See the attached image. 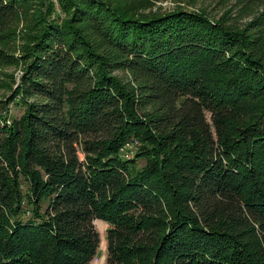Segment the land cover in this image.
<instances>
[{
	"label": "trees",
	"instance_id": "16d2710c",
	"mask_svg": "<svg viewBox=\"0 0 264 264\" xmlns=\"http://www.w3.org/2000/svg\"><path fill=\"white\" fill-rule=\"evenodd\" d=\"M241 1L244 28L0 0V264H93L97 220L105 264H264V0Z\"/></svg>",
	"mask_w": 264,
	"mask_h": 264
},
{
	"label": "rangeland",
	"instance_id": "374dc122",
	"mask_svg": "<svg viewBox=\"0 0 264 264\" xmlns=\"http://www.w3.org/2000/svg\"><path fill=\"white\" fill-rule=\"evenodd\" d=\"M138 2H144L145 7L140 10L141 14H154V13H167L175 10H188L193 12H203L206 13L211 19L218 20L223 17L231 19V22L237 28H244L247 24L253 21L254 18L260 13L261 8L258 6L245 5L241 0H131ZM241 1V2H240ZM55 3L56 8L59 10L58 0H52ZM22 28V27H21ZM22 44L19 40L18 45ZM4 71L14 74L16 76L17 83L20 82V77L22 75L21 66H12L9 68H4ZM115 76L122 79L125 83H128L131 87L133 86L130 82V75L126 71H116ZM5 77L0 74V100L9 95V91L3 87ZM12 114L16 117L22 114V110L18 106L12 107ZM137 141V140H135ZM138 143V145H137ZM137 143H127L125 145V150L129 154H132L135 146L140 147V142ZM139 165L143 166L144 163L139 161ZM24 190H26V184L24 183ZM27 214V209L25 210ZM29 216V214H27ZM95 227L100 234L101 246L99 249V255L94 260L93 264H105L106 263V231L109 228L108 224L103 221L97 220L95 222Z\"/></svg>",
	"mask_w": 264,
	"mask_h": 264
}]
</instances>
